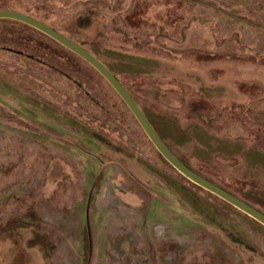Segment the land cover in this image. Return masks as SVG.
<instances>
[{"label":"rangeland","instance_id":"1","mask_svg":"<svg viewBox=\"0 0 264 264\" xmlns=\"http://www.w3.org/2000/svg\"><path fill=\"white\" fill-rule=\"evenodd\" d=\"M4 7L94 52L181 159L264 211V0ZM0 28V264H264V228L184 180L92 65Z\"/></svg>","mask_w":264,"mask_h":264},{"label":"water","instance_id":"2","mask_svg":"<svg viewBox=\"0 0 264 264\" xmlns=\"http://www.w3.org/2000/svg\"><path fill=\"white\" fill-rule=\"evenodd\" d=\"M9 18L12 20L26 23L45 35L53 38V40L59 42L62 46L78 54L81 59L92 65L102 77H104L108 83L113 87L121 99L130 108L131 113L134 115L138 123L142 126L143 131L147 134V137L154 144L159 153L168 161L172 167L190 181L197 184L199 187L215 194V196L223 199L225 202L233 205L236 209L246 213L255 221L264 225V211L251 205L248 201L236 196L233 192L219 186L215 181L201 175L198 171L194 170L187 163H185L181 157H179L170 146L164 141L162 136L156 130V127L147 117L144 109L134 98L130 90L120 81L113 70L96 56L94 52L78 44L72 38L61 33V31L55 29L43 20L36 18L32 15L26 14V12L11 9L9 7L0 8V19Z\"/></svg>","mask_w":264,"mask_h":264},{"label":"trees","instance_id":"3","mask_svg":"<svg viewBox=\"0 0 264 264\" xmlns=\"http://www.w3.org/2000/svg\"><path fill=\"white\" fill-rule=\"evenodd\" d=\"M7 22H9V23H15V24H20V25H22V26H24V27H26V28H28V29H31V30H34V31H37V32H39L40 34H42V35H44V37H47V38H49L50 40H52L53 42H55V43H57L58 45H60L62 48H64V49H66L67 51H69V52H71V53H73V54H75L74 52H72V51H70L69 49H67V48H65L64 46H62L59 42H57V41H55V40H53V38H51V37H49V36H47V35H45L43 32H41V31H39V30H37V29H35V28H33V27H31V26H29V25H26V23H23V22H20V21H16V20H12V19H9V18H2V19H0V23H7ZM55 29H57V30H59L58 28H56V27H54ZM0 30H2V31H4V29L3 28H0ZM5 31H7V30H5ZM75 55H77V54H75ZM78 56V55H77ZM78 58H80L79 56H78ZM81 59V58H80ZM83 60V59H82ZM87 63V62H86ZM105 80V79H104ZM106 81V80H105ZM107 83H108V81H106ZM109 84V83H108ZM110 85V84H109ZM111 86V85H110ZM112 87V86H111ZM113 88V87H112ZM114 90V89H113ZM115 91V90H114ZM116 92V91H115ZM117 93V92H116ZM124 102V101H123ZM125 103V102H124ZM127 106V105H126ZM154 148V147H153ZM155 149V148H154ZM156 150V149H155ZM158 152V151H157ZM158 154L161 156V157H163L159 152H158ZM164 158V157H163ZM165 160V159H164ZM183 160V159H182ZM166 161V160H165ZM185 163H187L185 160H183ZM167 162V161H166ZM168 163V162H167ZM189 166H190V164L189 163H187ZM171 166V165H170ZM190 167H192V166H190ZM194 169V168H193ZM195 170V169H194ZM197 171V170H196ZM180 175H181V173L180 172H178ZM200 174V173H199ZM202 175V174H201ZM204 176V175H203ZM181 177L184 179V180H186V181H188L190 184H192L193 186H195V187H197L199 190H202V191H204V192H206V193H208L209 195H213L216 199H218V200H221L224 204H226L227 206H229V207H231V208H233V210H235V211H237V212H239L240 214H242V215H244V216H246V217H248V218H250V221H252L253 223H255L256 225H258V226H260V227H262V228H264V225H262V224H260L259 222H257V221H255V219H253V218H251L249 215H247L246 213H244V212H242V211H240V210H238V209H236L235 207H233V205H231V204H229V203H227V202H225L223 199H221V198H219V197H217V196H215V194H213V193H211V192H209V191H207V190H204L203 188H201V187H199L197 184H195L194 182H192V181H190L189 179H187L186 177H184L183 175H181ZM212 180V179H211ZM219 185V184H218ZM221 186V185H220ZM221 187H223V186H221ZM223 188H225V187H223ZM225 189H227V188H225ZM228 190V189H227ZM230 191V190H229ZM232 192V191H231ZM234 194V193H233ZM236 195V194H235ZM236 196H238V195H236ZM238 197H240V198H242V199H244V200H246V201H248L249 203H250V201H249V199H247L246 197H244V196H238ZM251 204V203H250ZM251 205H253V204H251ZM254 206V205H253ZM256 207V206H255ZM258 208V207H257ZM258 209H260V208H258ZM261 210V209H260ZM263 211V210H262Z\"/></svg>","mask_w":264,"mask_h":264}]
</instances>
